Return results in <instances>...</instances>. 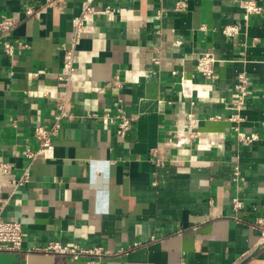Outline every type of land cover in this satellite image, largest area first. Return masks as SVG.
<instances>
[{
	"label": "crops",
	"instance_id": "crops-1",
	"mask_svg": "<svg viewBox=\"0 0 264 264\" xmlns=\"http://www.w3.org/2000/svg\"><path fill=\"white\" fill-rule=\"evenodd\" d=\"M83 1L48 8L46 0H0V19L17 21L12 40L28 44L13 56L0 49V199L5 218L27 233L23 250L0 252V264L85 263L33 250L56 241L128 250L103 264H264L255 228L264 218V11L245 20L235 0H186L185 12L175 10L179 0H98L76 48L74 80L99 91L71 88L54 157L31 162L25 153L39 148L35 127L52 126L67 87L59 77ZM26 7L37 12L27 17ZM203 53L221 60L213 81L196 69ZM244 71L250 94L237 123L231 108ZM120 107L137 119L124 139L87 118ZM189 116L200 139L174 147ZM237 125L258 140L240 143ZM27 166L31 182L15 190ZM236 191L245 203L239 221Z\"/></svg>",
	"mask_w": 264,
	"mask_h": 264
},
{
	"label": "built area",
	"instance_id": "built-area-1",
	"mask_svg": "<svg viewBox=\"0 0 264 264\" xmlns=\"http://www.w3.org/2000/svg\"><path fill=\"white\" fill-rule=\"evenodd\" d=\"M61 0H46V6L48 8H57ZM98 0H84L82 2L81 13L78 17L73 19V34L70 38V47L66 48V58L64 64V72L59 77L67 84L66 90L61 93L57 98V113L54 115V123L50 127L44 125H37L35 127V137L38 141L39 148L36 151L27 150L25 155L31 161L34 162L38 159H52L54 157V138L58 136L62 130L63 123L70 117L69 98L71 88H81L99 91L97 88H90L87 86L86 80L81 82H75L76 68L74 66L75 52L79 41L87 34V23L91 16L96 12V3ZM239 8L243 11V17L248 20L252 15L261 16L263 14V7L258 0H235ZM188 8L186 0H179L175 3V10L178 12H185ZM37 12L34 7H26L25 14L27 17L33 16ZM115 9L111 6H107L105 13H114ZM159 16L163 14L160 11ZM17 21L14 17L5 16L0 19V49L9 56L15 55L17 50H21L28 47V44L23 42H16L12 40L13 32L16 29ZM235 29H233L234 31ZM236 31V30H235ZM218 58L212 53H203L197 60L196 69L200 75L208 81L216 79L215 67L220 62ZM155 65L160 64L159 55L153 58ZM210 84L200 85L204 95H209L211 91ZM251 77L247 72L240 73L236 78V84L234 90L236 93L231 116V121L239 123L241 118V111L246 106V100L250 94ZM184 91V86H183ZM198 93L200 89H197ZM190 117V116H189ZM87 118L95 120L97 123L102 124L104 127H113L115 134L120 138H126L127 134L133 129L136 117L129 116L125 113L123 108H118L115 114L105 112L89 113ZM237 138L240 143L251 144L258 140L256 133L247 134L241 131L239 125L235 127ZM201 132L196 130L193 126V120L190 117L188 122V128L186 130L176 131L174 134L175 141L172 142L174 147L181 148L187 143H193L200 139ZM153 157L157 156V150L152 151ZM157 165H162V160H156ZM1 168L5 173L12 170V165L2 163ZM31 182V168L27 166L20 177L13 182V188L15 190L21 189L27 186ZM232 182L238 187L242 182V170L239 164L234 166ZM236 195L231 199L232 219L239 221L240 212L245 209V203L236 191ZM6 201L0 199V252H17L20 253L23 250V245L27 237L23 225L20 221L8 220L4 216V210ZM255 228L261 231L262 238H264V218L259 217L256 220ZM154 240V238H152ZM141 246L140 243L134 245V248ZM130 248L129 250H131ZM34 251L42 252L45 254H60L71 257L74 260L84 258V264H103L106 258L126 253L124 249L120 251H112L102 246L94 247H82L76 243L71 245H65L61 242H51L45 247L34 248Z\"/></svg>",
	"mask_w": 264,
	"mask_h": 264
},
{
	"label": "bare ground",
	"instance_id": "bare-ground-1",
	"mask_svg": "<svg viewBox=\"0 0 264 264\" xmlns=\"http://www.w3.org/2000/svg\"><path fill=\"white\" fill-rule=\"evenodd\" d=\"M188 86V85H187ZM200 93V92H199Z\"/></svg>",
	"mask_w": 264,
	"mask_h": 264
}]
</instances>
